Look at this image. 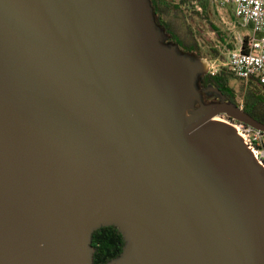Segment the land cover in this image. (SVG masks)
Wrapping results in <instances>:
<instances>
[{"label": "water", "instance_id": "obj_1", "mask_svg": "<svg viewBox=\"0 0 264 264\" xmlns=\"http://www.w3.org/2000/svg\"><path fill=\"white\" fill-rule=\"evenodd\" d=\"M152 0H0V264H264V132ZM222 97L206 103L204 95Z\"/></svg>", "mask_w": 264, "mask_h": 264}, {"label": "trees", "instance_id": "obj_2", "mask_svg": "<svg viewBox=\"0 0 264 264\" xmlns=\"http://www.w3.org/2000/svg\"><path fill=\"white\" fill-rule=\"evenodd\" d=\"M195 1L202 7V13L196 11L191 1L188 0H152L157 23L176 39V42L183 48L184 52L195 54L199 58L208 59L209 62L219 59L223 60L225 58L222 55V50L216 48V43H214V46L201 45L194 30L187 23L189 16L195 15L207 19L210 30L216 34L217 41L226 51L233 50L237 46L230 43L228 36L213 22L212 19L218 15V12L212 8L211 1ZM190 11L192 15H189L188 12ZM230 12L232 13L233 11L230 10ZM246 41L247 37H245ZM237 80L242 82L240 95L242 103L238 101V93L233 88V83ZM202 87L220 89L224 94L229 95L233 103L238 107H242L246 113L264 124V93L258 83L245 82L235 77L228 68L221 67L217 73H209L204 77ZM92 246L95 249L94 264H107L121 256L125 240L117 227H102L94 232Z\"/></svg>", "mask_w": 264, "mask_h": 264}, {"label": "built area", "instance_id": "obj_3", "mask_svg": "<svg viewBox=\"0 0 264 264\" xmlns=\"http://www.w3.org/2000/svg\"><path fill=\"white\" fill-rule=\"evenodd\" d=\"M194 9L202 13V7L195 0ZM218 12H228L231 8L234 16L244 28H251L247 35H238L237 48L227 52L226 61L211 64L210 73L215 74L226 67L237 78L245 82H256L264 93V0H211ZM245 37L247 41L245 42ZM218 62V63H217ZM215 120L232 126L252 151L259 163L264 165V132L257 130L226 115Z\"/></svg>", "mask_w": 264, "mask_h": 264}, {"label": "rangeland", "instance_id": "obj_4", "mask_svg": "<svg viewBox=\"0 0 264 264\" xmlns=\"http://www.w3.org/2000/svg\"><path fill=\"white\" fill-rule=\"evenodd\" d=\"M211 1V0H210ZM212 4V8L216 10L215 6ZM193 10V9H192ZM191 10V11H192ZM231 8L228 10V12H218V15L214 17L212 20L215 23V25L225 34L228 36V41L232 43L234 46L238 45L237 37L238 35H247L249 31H251V28H244L240 25L239 21L237 18L234 16L233 12H230ZM188 12L189 15H192V13ZM194 18V19H193ZM193 19V20H192ZM177 23V21H176ZM188 25L192 27L194 30L197 39H199L201 45L205 46H214V43H216V48H220L222 50V55L224 56L225 59L223 60H218L219 63L221 64L226 61L227 58V52L223 46L220 45V43L217 41V36L214 32L210 30V25L207 19H204L203 17L200 16H189ZM208 48V47H207ZM208 60V59H207ZM209 61V60H208ZM210 64L216 65L215 62L210 61ZM223 67V66H221ZM241 81H236L233 83V88L237 91L238 96L237 99L240 103H242L241 100Z\"/></svg>", "mask_w": 264, "mask_h": 264}, {"label": "flooded vegetation", "instance_id": "obj_5", "mask_svg": "<svg viewBox=\"0 0 264 264\" xmlns=\"http://www.w3.org/2000/svg\"><path fill=\"white\" fill-rule=\"evenodd\" d=\"M162 28H163V27H162ZM163 29H164V28H163ZM164 30H165V29H164ZM165 32H166V34H167V36H168L167 43L178 44V43L176 42V39H175L173 36H171L166 30H165ZM178 46H179V45H178ZM179 47H180V46H179ZM180 48H181V47H180ZM181 50L183 51V48H181ZM222 93H223V92H222ZM223 95L225 96L227 102H233L232 99H231V97H230L229 95H226V94H224V93H223ZM204 101H205L206 103H213V102H222L223 99H222L221 96L216 95V94H213V95H211V96L204 95ZM241 108H242V107H241ZM242 109H243V108H242Z\"/></svg>", "mask_w": 264, "mask_h": 264}]
</instances>
